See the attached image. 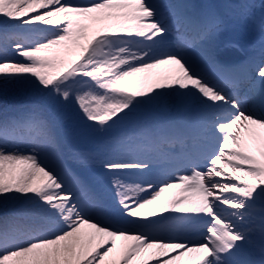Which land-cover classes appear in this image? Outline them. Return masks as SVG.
Masks as SVG:
<instances>
[{
  "label": "snow or ice",
  "instance_id": "1",
  "mask_svg": "<svg viewBox=\"0 0 264 264\" xmlns=\"http://www.w3.org/2000/svg\"><path fill=\"white\" fill-rule=\"evenodd\" d=\"M226 7L242 72L211 6L0 0V264H264V0Z\"/></svg>",
  "mask_w": 264,
  "mask_h": 264
},
{
  "label": "rangeland",
  "instance_id": "2",
  "mask_svg": "<svg viewBox=\"0 0 264 264\" xmlns=\"http://www.w3.org/2000/svg\"><path fill=\"white\" fill-rule=\"evenodd\" d=\"M9 93H12L11 98H3V102L4 101L6 102H5V105L0 104V109L15 107L17 104L22 102L24 99L23 95L19 93L16 89H10Z\"/></svg>",
  "mask_w": 264,
  "mask_h": 264
},
{
  "label": "bare ground",
  "instance_id": "3",
  "mask_svg": "<svg viewBox=\"0 0 264 264\" xmlns=\"http://www.w3.org/2000/svg\"><path fill=\"white\" fill-rule=\"evenodd\" d=\"M11 95H12V93H8V95L6 97L0 96V104H4L5 105L6 101L3 102V98H11ZM6 100H8V99H6Z\"/></svg>",
  "mask_w": 264,
  "mask_h": 264
}]
</instances>
